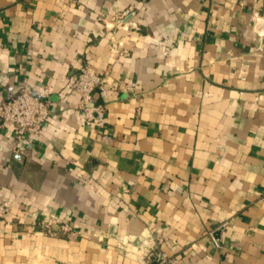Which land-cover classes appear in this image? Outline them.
Wrapping results in <instances>:
<instances>
[{"label":"crops","instance_id":"1","mask_svg":"<svg viewBox=\"0 0 264 264\" xmlns=\"http://www.w3.org/2000/svg\"><path fill=\"white\" fill-rule=\"evenodd\" d=\"M22 88L52 113L0 124V264H264V0H0V102Z\"/></svg>","mask_w":264,"mask_h":264},{"label":"built area","instance_id":"2","mask_svg":"<svg viewBox=\"0 0 264 264\" xmlns=\"http://www.w3.org/2000/svg\"><path fill=\"white\" fill-rule=\"evenodd\" d=\"M127 14L128 12H124V15ZM123 52L127 54L128 49H123ZM118 87L123 91L134 90V84L120 83ZM96 88H99L102 95L112 89L101 74L86 68L78 72L71 85V89L80 95V108L84 111L87 121L103 127L106 122L105 107L96 101ZM51 113V101L26 88H22L9 99L0 102V124L14 125L17 130L18 140H21L28 132L41 133ZM6 212L7 207L0 203V218L5 217ZM39 225L41 229L51 236H78L77 231L68 222L52 218L42 221ZM227 226L228 223L224 222L216 228L207 229L204 231V237L216 248H221L222 238L219 235V230ZM178 261L179 259L176 255L169 254L157 247L150 249L146 255V263L177 264Z\"/></svg>","mask_w":264,"mask_h":264}]
</instances>
